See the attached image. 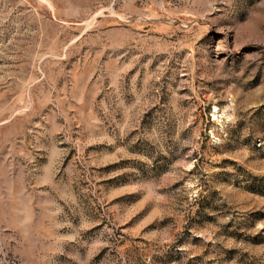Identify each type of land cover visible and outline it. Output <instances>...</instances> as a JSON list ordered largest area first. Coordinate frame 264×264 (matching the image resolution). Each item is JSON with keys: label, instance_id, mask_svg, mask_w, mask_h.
<instances>
[{"label": "rangeland", "instance_id": "1", "mask_svg": "<svg viewBox=\"0 0 264 264\" xmlns=\"http://www.w3.org/2000/svg\"><path fill=\"white\" fill-rule=\"evenodd\" d=\"M0 264H264V0H0Z\"/></svg>", "mask_w": 264, "mask_h": 264}]
</instances>
